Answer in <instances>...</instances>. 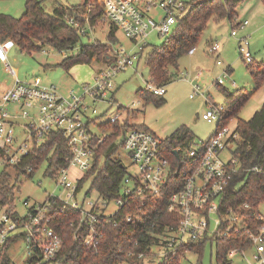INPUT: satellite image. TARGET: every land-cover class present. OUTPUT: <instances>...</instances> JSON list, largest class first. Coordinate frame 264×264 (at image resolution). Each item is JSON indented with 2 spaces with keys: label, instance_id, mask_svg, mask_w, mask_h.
Wrapping results in <instances>:
<instances>
[{
  "label": "built area",
  "instance_id": "2783aa9c",
  "mask_svg": "<svg viewBox=\"0 0 264 264\" xmlns=\"http://www.w3.org/2000/svg\"><path fill=\"white\" fill-rule=\"evenodd\" d=\"M100 1L103 12L97 25L113 26L129 40L128 49L116 45V42L109 43V55L99 62L100 68L91 82L82 83L79 90H70L64 96L59 94L56 86L41 85L37 79L31 83L15 79L12 87L0 96V167H17L21 158L30 157L33 147L40 146L52 131L63 136L69 154L65 160L66 167L50 179L65 193L64 199L50 193L42 203L23 200V213L17 212L14 206L0 210V258L8 244L11 251L14 244L21 243L27 255L24 264H59L56 256L63 242L54 231L48 215L50 198L78 212L79 220L72 225L83 234L84 246L97 249L102 235L99 225L101 214L109 221L133 197L138 203L136 210L141 211L148 198L159 197L168 179L173 177L172 186L176 190L169 195L167 210L177 217L175 227H166V232L157 235L146 249L137 251L134 248L127 253V257H136L141 264H179L183 254L190 251L187 246L192 243L205 241L215 250L216 240L242 235L249 243L248 248L232 249L227 259L236 254H249L251 260L248 264H264V200L256 208L248 202L228 206L223 194L233 175L247 170L264 176V165L241 169L242 163L236 152L239 133L231 123L221 124L226 105L211 104L213 97L205 96L198 85L202 72H197L189 80L192 84L189 97L193 99L194 95H199L205 99L209 106L201 117L208 123L214 122L216 130L199 148L195 149L197 145L189 140L175 150L178 152V160L175 159L178 165L175 167L161 153V140L135 124L141 101H132L124 106L113 98V79L134 68V62L142 57L152 33L159 37L170 34L177 19L186 11V3L182 0ZM94 3L95 0H89L80 12L73 11V15L64 16L67 24L81 37L77 47L83 43L82 38L84 43L95 44L93 33L96 26L93 27L88 19ZM159 11L162 15L156 20ZM246 24V20L238 21L236 27L231 28V35L237 36V27L241 29ZM248 45L244 37L237 41L241 60L250 64L253 59ZM13 46L11 41L0 42L1 61L5 62L6 52ZM208 46L209 54L218 55L220 48L217 43L212 41ZM195 51L193 47L187 54L192 55ZM215 63L221 65L219 61ZM225 72H228L227 69ZM224 78V75L218 78L215 85L223 86ZM143 89L158 97L166 92L165 85L157 86L150 79ZM99 103L105 104L100 115ZM106 126L124 127L123 132L119 130L116 141L137 169L136 174L127 179L130 187L124 189L122 196L117 195L116 208L112 212H107L108 204L88 200V190L78 187L95 166L98 147L113 133ZM16 127L19 128L20 138H17ZM223 153L228 156L223 157ZM102 160L100 157L98 162ZM73 167L82 173L80 177L70 178L69 171ZM24 170L30 174L32 167ZM124 220L131 222L132 219L128 215Z\"/></svg>",
  "mask_w": 264,
  "mask_h": 264
},
{
  "label": "trees",
  "instance_id": "16d2710c",
  "mask_svg": "<svg viewBox=\"0 0 264 264\" xmlns=\"http://www.w3.org/2000/svg\"><path fill=\"white\" fill-rule=\"evenodd\" d=\"M246 0H192L186 4V11L177 19L173 30L167 35L164 43L159 48H153L145 55L144 64L149 67V79L157 86L165 85L173 78L170 68H177V60L196 46L209 25V22L227 21L231 28L238 22L237 10ZM89 3V0H81L77 6L55 9L47 13L40 0H25L24 13L19 18L0 14V42L11 41L22 52L39 51L49 45L61 54L63 60L58 66L69 70L72 66L91 61L102 62L109 55L111 42H116V30L109 27L106 39L95 38L94 43H81L80 35L69 26L64 19L65 15H73V11L80 10ZM103 5L100 0H95L88 19L94 27L102 16ZM77 53L72 54L73 50ZM69 53V55L67 54ZM249 64V72L253 79L252 90H236L223 92L227 102L221 124L227 125L235 120V129L239 133L236 142V152L241 169L250 166L264 165V101L259 109L247 120L239 118L240 111L253 95L264 85V61L259 65ZM228 71V70H227ZM220 90L223 86H217ZM144 101L156 98L159 104L164 102L162 97L154 96L147 90L139 88L136 91ZM111 135L98 147L95 157V166L88 172L78 184L82 187L85 181L91 182L87 191L95 190L98 197L107 202L116 200L120 193L122 179L126 175V169L119 158L120 144L116 141L119 130L124 127H110ZM192 132L185 126H180L173 134L160 141L161 153L172 166H177L173 151L186 144L192 138ZM30 157L21 158L17 167H2L0 173V210L7 206H13L14 194L17 191L19 176L27 179L34 178L38 172L45 179H54L60 169L66 167V158L69 157L65 147V139L58 132L52 131L49 136L33 147ZM118 153V154H117ZM102 162H98L99 158ZM32 167V172L26 174L27 167ZM159 197H149L141 211L136 210L138 203L134 197L120 207L109 221L104 215H100L101 238L97 249L84 246L83 234L77 232L75 225L80 215L69 207H65L60 201L50 198L48 215L51 217V225L62 239V249L56 256L59 264H141L136 257L129 258L127 253L136 248L143 251L157 235L166 232V227L173 228L177 217L167 210L169 195L176 190L172 186L173 177L168 179ZM225 205L236 206L249 203L252 208L264 200V176L249 171H239L233 175L230 184L224 192ZM252 215V212H249ZM131 217V222H125V216ZM81 235V237H79ZM76 236V239H75ZM205 241L192 243L187 246L191 252L201 253ZM249 243L244 236L233 235L229 239L215 241V260L218 264H232L227 259V254L232 249H247ZM8 244L3 250L0 264H10V251Z\"/></svg>",
  "mask_w": 264,
  "mask_h": 264
},
{
  "label": "rangeland",
  "instance_id": "374dc122",
  "mask_svg": "<svg viewBox=\"0 0 264 264\" xmlns=\"http://www.w3.org/2000/svg\"><path fill=\"white\" fill-rule=\"evenodd\" d=\"M47 13H52L55 9L63 7L77 6L81 0H40ZM186 4L191 3L192 0H182ZM25 0H0V14L9 15L14 18H19L25 10ZM238 21H247V24L241 29L237 27V36L231 35V27L227 21L224 22H209L207 28L203 31L197 42L195 53L191 56L188 54L182 55L177 60V68H170L169 71L173 74L172 80L165 84L166 93L162 95L164 102L159 104L156 98H150L144 101L135 92L139 88L145 87V82L149 81V67L144 64L145 55L153 48H159L165 41V38L152 33L148 39V45L144 48V53L137 62H134V68L120 73L113 79L115 91L114 99L119 104L124 106L129 105L132 101L140 100L141 104L138 106L140 111L136 120V125L140 123L144 129L151 131L159 140L170 136L179 129L180 126H185L192 132V144L199 145L208 141L215 132V123H208L202 119V112L206 110L209 104L203 97L194 95V98L189 97L192 94V84L189 81L194 74L201 71L202 76L198 85L201 87L205 96L213 97L211 104H225L226 98L222 91H238V90H252L254 87L253 79H251L249 72V64L241 60L237 41L244 37L248 42V47L252 54L253 64L259 65L264 61V0H246L237 10ZM157 18L162 13L156 14ZM109 25L104 24L103 34L97 35L101 39H106V30ZM105 31V32H104ZM116 45L128 49L130 42L119 31H116ZM209 39H211L209 41ZM208 41V43H207ZM218 44L220 51L218 55L208 53V44L211 42ZM82 42L85 39L82 38ZM132 46V45H131ZM132 48V47H131ZM77 53L72 51V54ZM6 64L10 69L17 72L16 76L9 75L4 67L0 64V83L10 82V80L17 79L20 82L31 83L35 79L39 80L41 85L56 86L59 94L66 95L70 90H79L82 83L91 82L92 76L96 70L100 68L97 61L89 63H79L72 66L69 70L58 66L63 57L59 52L51 46L46 45L39 51H30V53L22 52L16 46L6 52ZM69 55V53H67ZM219 61L221 65L215 62ZM252 64V65H253ZM229 68L228 72H225ZM135 69V70H134ZM225 76L223 89L217 88L215 82L218 78ZM178 76V78H177ZM234 82V86L232 83ZM264 101V85L257 91L252 98L241 109L239 118L241 120L249 119L254 111L259 109L261 103ZM11 108V105H8ZM98 115L102 113L105 104H97ZM104 121V120H102ZM231 126H235L236 121L231 120ZM17 138H20L19 128L16 127ZM1 145V141H0ZM119 152V158L122 165L126 169V177L122 180L121 190L119 196H122L126 187H130V182L127 181L129 177L136 174V167L130 163L128 157L123 151ZM118 154V153H117ZM227 157V153L222 154ZM0 167V173L2 171ZM70 178L75 179L80 177V173L76 168H71L69 171ZM91 187L90 181H85L83 190H89ZM17 191L14 194L13 206L19 213L24 212L22 205L23 200L29 202H44L48 194H53L64 199L65 193L55 186V184L48 179L41 176L38 172L34 178L27 179L24 176H19L17 181ZM87 199L93 202L108 204L107 212H112L116 208V200L109 202L98 197L95 190H91L87 194ZM3 210V208H2ZM10 264H24L27 255L24 249L21 248V243L14 244L10 249ZM232 264H248L251 260L249 254L241 256L239 254L232 255L230 258ZM179 264H218L215 260V250L213 245L204 244L201 253L187 251L179 259Z\"/></svg>",
  "mask_w": 264,
  "mask_h": 264
},
{
  "label": "crops",
  "instance_id": "0c3cea01",
  "mask_svg": "<svg viewBox=\"0 0 264 264\" xmlns=\"http://www.w3.org/2000/svg\"><path fill=\"white\" fill-rule=\"evenodd\" d=\"M213 22V21H212ZM222 22H224V21H222ZM215 23H217V22H215ZM104 25H97L96 27H95V30H94V33H93V35L96 37V38H98V39H101L98 35H97V33L98 34H103V30H104ZM108 30H109V27H108V29L106 30V33H104L105 35L107 34V32H108ZM105 32V31H104ZM116 33V32H115ZM107 36V35H106ZM101 40H104V39H101ZM211 39H209V41H210ZM207 43H208V41H207ZM195 52H193V54H194ZM192 54V55H193ZM191 55V56H192ZM8 57H7V55H6V60H5V62H3V61H1L0 60V64L4 67V70H6V72L9 74V75H14V76H16L15 78H17V72L15 73V71H13L12 69H10L9 67H8V65L6 64V62H7V59ZM96 61V60H95ZM94 61V62H95ZM99 63V62H98ZM99 65H100V63H99ZM227 70L229 71V68H227ZM13 71V72H12ZM13 76V77H14ZM116 78V77H115ZM14 81H15V79L13 80H10V82H4V83H0V96H1V94H2V92L3 91H5L6 89H8V88H11L12 87V85L14 84ZM114 91H115V89H114ZM166 93V92H165ZM135 94H136V92H135ZM113 96H114V92H113ZM114 98V97H113ZM115 100V99H114ZM116 102H117V100H116ZM140 112V111H139ZM139 126H141V127H143V125L140 123L139 124ZM144 128V127H143Z\"/></svg>",
  "mask_w": 264,
  "mask_h": 264
},
{
  "label": "water",
  "instance_id": "95a60500",
  "mask_svg": "<svg viewBox=\"0 0 264 264\" xmlns=\"http://www.w3.org/2000/svg\"><path fill=\"white\" fill-rule=\"evenodd\" d=\"M173 155H174L175 159L178 160V152L177 151H173Z\"/></svg>",
  "mask_w": 264,
  "mask_h": 264
}]
</instances>
